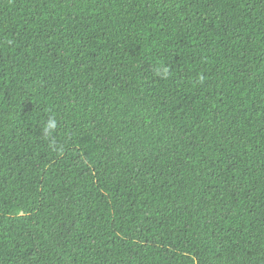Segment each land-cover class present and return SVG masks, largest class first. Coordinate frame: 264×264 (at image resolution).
<instances>
[{
	"label": "trees",
	"instance_id": "16d2710c",
	"mask_svg": "<svg viewBox=\"0 0 264 264\" xmlns=\"http://www.w3.org/2000/svg\"><path fill=\"white\" fill-rule=\"evenodd\" d=\"M0 264H264V0H0Z\"/></svg>",
	"mask_w": 264,
	"mask_h": 264
},
{
	"label": "clouds",
	"instance_id": "9594fccd",
	"mask_svg": "<svg viewBox=\"0 0 264 264\" xmlns=\"http://www.w3.org/2000/svg\"><path fill=\"white\" fill-rule=\"evenodd\" d=\"M156 74L158 76H161L162 78H166L169 74V69L167 67H164L162 69L158 68L156 70ZM58 126L57 120L52 117L48 120L47 124L45 125L44 131H45V137L47 138L48 136L51 135L55 131V129ZM13 214L19 215L20 210L19 209H13Z\"/></svg>",
	"mask_w": 264,
	"mask_h": 264
}]
</instances>
